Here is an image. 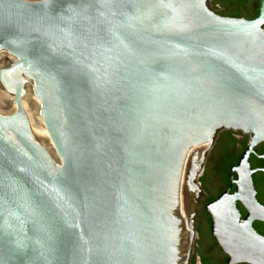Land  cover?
I'll return each instance as SVG.
<instances>
[{"label": "water", "instance_id": "obj_1", "mask_svg": "<svg viewBox=\"0 0 264 264\" xmlns=\"http://www.w3.org/2000/svg\"><path fill=\"white\" fill-rule=\"evenodd\" d=\"M211 1L0 0V264H197L222 131L249 142L211 233L264 264V0L252 20Z\"/></svg>", "mask_w": 264, "mask_h": 264}, {"label": "flooded vegetation", "instance_id": "obj_2", "mask_svg": "<svg viewBox=\"0 0 264 264\" xmlns=\"http://www.w3.org/2000/svg\"><path fill=\"white\" fill-rule=\"evenodd\" d=\"M255 4L256 0H212L211 2H209V8L211 9V11L220 16L252 20L257 15V13L255 15L253 14ZM217 7H219L220 9H217ZM248 142V135L234 131H222L221 133H219L215 141L214 146L218 143L222 145L221 155L220 158H218V162L216 164V174L213 177L215 192L210 193L209 190L202 189L203 195L201 194L202 196L198 200L193 218L195 232H197L198 234L197 227L203 226L209 234L208 242L206 244H200L201 238L199 237V248L197 253H199L198 258L200 260V264H230L228 262V255L223 252V250L218 246L214 237L212 236L211 219L209 214L205 210V206L216 200L221 194L226 191H229L230 194L235 192V186L231 184L229 179L230 170L237 165L238 160L245 151ZM214 146L212 147V149L214 148ZM212 149L210 150V153ZM254 151L256 155H251L249 160L251 168L264 169L254 167L257 160L263 161L259 157L264 154V143H261L259 146H257ZM210 153L206 159V163L208 161ZM228 165H231L229 167V170H227ZM263 174V172L259 171L253 175V179L257 178L258 175ZM259 185L260 186L258 190L257 188H255L257 191V200L261 205L264 206V181L260 182ZM236 207L241 214V219H243L246 216L245 209L239 202L236 203ZM259 227L260 230L257 229V233L264 236V223H260Z\"/></svg>", "mask_w": 264, "mask_h": 264}, {"label": "trees", "instance_id": "obj_3", "mask_svg": "<svg viewBox=\"0 0 264 264\" xmlns=\"http://www.w3.org/2000/svg\"><path fill=\"white\" fill-rule=\"evenodd\" d=\"M259 1L260 0H256V4H255V7H254V15L257 13V11H258V6H259ZM231 165H228L227 166V170H229V167H230ZM254 167H258V168H264V161H261V160H257L256 162H255V166ZM216 172V171H215ZM257 182L258 183H260V182H262V181H264V174L263 175H258L257 176ZM253 227H254V229L257 231V229L255 228V223H254V225H253ZM258 232V231H257Z\"/></svg>", "mask_w": 264, "mask_h": 264}, {"label": "rangeland", "instance_id": "obj_4", "mask_svg": "<svg viewBox=\"0 0 264 264\" xmlns=\"http://www.w3.org/2000/svg\"><path fill=\"white\" fill-rule=\"evenodd\" d=\"M24 1H28V2H39V1H41V0H24ZM196 239H195V242L194 243H196L198 240H199V233L197 234V232H196ZM198 253L196 254V259H197V264H200L199 262H200V260H199V258H198Z\"/></svg>", "mask_w": 264, "mask_h": 264}, {"label": "bare ground", "instance_id": "obj_5", "mask_svg": "<svg viewBox=\"0 0 264 264\" xmlns=\"http://www.w3.org/2000/svg\"><path fill=\"white\" fill-rule=\"evenodd\" d=\"M196 236H197V235H196V232H195V239H196ZM195 239H194V242H195Z\"/></svg>", "mask_w": 264, "mask_h": 264}]
</instances>
